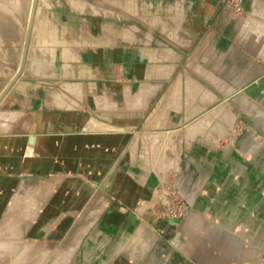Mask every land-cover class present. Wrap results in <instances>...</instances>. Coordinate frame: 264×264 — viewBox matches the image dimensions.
I'll use <instances>...</instances> for the list:
<instances>
[{
  "label": "crops",
  "instance_id": "0c3cea01",
  "mask_svg": "<svg viewBox=\"0 0 264 264\" xmlns=\"http://www.w3.org/2000/svg\"><path fill=\"white\" fill-rule=\"evenodd\" d=\"M67 1L38 0L49 42L42 45L47 41L40 38L35 11L28 44L29 56L31 47H51L55 71L32 86L14 82L3 95L7 104L0 112L15 118L0 120V220L27 204L23 219L38 225L40 237L26 243L43 264H153L154 252L144 259L155 237L165 230L173 245L180 225L196 220L218 225L224 234L233 231L241 249L248 226L258 247L261 227L264 235V138L255 130L233 154L193 147L197 167H204L201 196L180 222L155 219L148 213L153 205H146L167 170H179L183 139L218 145L226 138L219 135L226 129L228 96L242 97L241 112L264 129V30L256 24L264 23V0H244L246 15L235 24L221 11V0H74V7ZM130 17L139 22L127 23ZM190 48L193 56L186 55ZM192 73L224 100L190 121L203 109H195L198 102L218 99ZM194 124L201 128L186 132ZM35 179L36 186L25 187ZM18 192L25 196L20 202ZM79 222L70 242L53 251L47 243H63L67 226ZM251 251L257 255L253 245ZM187 254L194 257L193 242Z\"/></svg>",
  "mask_w": 264,
  "mask_h": 264
},
{
  "label": "rangeland",
  "instance_id": "374dc122",
  "mask_svg": "<svg viewBox=\"0 0 264 264\" xmlns=\"http://www.w3.org/2000/svg\"><path fill=\"white\" fill-rule=\"evenodd\" d=\"M30 4L31 0H0V92L4 90L6 85L14 78L15 74L19 70L22 57L21 55L24 46L23 43L26 38L27 27L29 24L28 19H30ZM68 4L70 5L69 2ZM243 4L244 0H221L220 9L221 11L226 9L227 16H231V20L235 24V22L237 23L239 19L243 18L246 15ZM44 8L45 7H43L40 3L36 5V11L37 13H39L41 21L39 28L40 38L42 36V38L47 41L48 35L47 33L43 32L44 30L41 26L42 23L47 20L46 17L43 16ZM126 22L137 24L139 21L135 17H130ZM248 30L251 31L252 35L256 38L253 29L248 28ZM33 36H35L34 32ZM236 36L237 30L235 31L233 40H235ZM245 40H248V38H246ZM48 42L49 41H47V43H40L47 46ZM244 44V50L246 49L248 51L249 49H247V41H245ZM46 46L38 48L31 47V49H29L30 56L27 53L23 71L21 72L19 78L15 81L16 86H20L21 84L26 82L29 83L30 86H32L34 84H37V78H40V76L49 75L52 71H55L51 62L53 60V50H51V47L49 48ZM194 52L195 48H190L189 51H186V55L193 56ZM48 56L50 59L48 58ZM184 67L185 65L182 64L179 69L182 70V68ZM192 76L206 88L215 92L218 95V99L217 101L206 106L198 102L195 106V109H203L198 113L196 112L190 121H193L198 117L204 115L214 107L218 106L223 102L222 100H224V97L220 93L215 91V88L209 83L208 80L204 79L201 75L196 73H192ZM46 81L54 82V80ZM231 83H233L232 80L226 81V85H231ZM228 89H231V87L228 86ZM184 93L185 91L183 89V96L181 97V101L183 103L185 102ZM241 98L242 97L240 96H234V94L228 96L227 98L226 132H228V136L222 139L218 145H213L200 137L195 138L194 141H192L189 145L186 144L184 139L183 141H181V143L179 144L178 155L179 170L174 171L172 170V168L167 170L166 180H164L165 182L159 181L156 185L158 198L155 201L152 200L153 203L147 206L150 207L151 205H153V211H148V213L153 218L163 220L164 222H167L165 221L167 218L183 219L184 215L187 214L186 212L189 209L188 206L192 202L193 198L196 197V199H200L199 197L201 195L200 193H197V189L199 186H201L204 167L202 165L200 167H197L198 163L201 162H199L198 158L192 155L193 147L196 148L195 152L197 153H204V151L209 150L212 152H220L221 150H224L223 148H228L227 151L229 152V154H233V152H235V150L240 147L239 144L241 140L244 139V137L249 136L248 134L251 133V131L255 130L259 136L264 138V129L261 124H258L256 120L250 119L248 115L241 112ZM1 114L3 115V118H1L0 120H12L10 114L8 115L7 112H3ZM4 115H8L9 117L5 116V118ZM11 115H13L15 118V115L13 113ZM247 127H250V130L248 132ZM166 154L170 158H175V154L173 151H167ZM159 156L160 152L158 154V157ZM190 157H194L196 161H194V163L188 162ZM158 160L159 159L157 158L152 163V166L157 163ZM38 183L39 181L37 179L24 182L25 187L36 186ZM27 194H30L31 197L34 196L33 192ZM17 196L18 202H20L22 199H25V196H23L21 192H18ZM21 204L25 206L18 207L17 212H15L14 216H11L13 214L9 213L8 211V215L6 216V218L4 220H0V239H12V241H14L10 243V245L15 244L16 246L12 254V259H15L18 254L22 252V255H20L21 260L31 259V263L29 264H43L42 256H40L39 254H36L35 256L32 255V247L30 249L28 248L29 250H25V248H23L27 245L26 241L33 240V235L38 234L37 236H39L40 232L36 229L38 225H33L31 220L23 219V217L25 218V216H27L28 210L26 207V203ZM230 212L233 215L234 210ZM230 212L229 214H231ZM224 213L226 214L225 211ZM16 215L18 217H16ZM80 222L76 225L73 223L72 225L67 226V237L63 243L54 241L47 243L50 248L56 252V250L63 247V245L69 243L70 239L74 236L78 227L81 225ZM262 228L263 227H261L259 231L260 237L258 239V247H256V240L251 241L249 233L250 228L247 226L248 231H246L247 233H243V246L241 249L237 245L238 243L235 241V238L232 235L233 231H228L229 234H224L222 232V227L218 225L216 227H209L208 225H203L198 220H196L193 225H187L184 223L183 225H180L179 239L178 241H175L173 245H171V241L169 240L170 237H164V233H166L165 230L160 233V236H156L154 239V245L147 253L144 261L149 260V257L151 256L150 254L152 252L155 253V255L152 256L153 264H190L193 261L195 264H222L224 261H226L227 264H241L243 262L251 263L259 261L264 259V235L261 234L263 231ZM169 231L170 230H168L167 232ZM17 236L22 239H19V241L16 240ZM39 239L41 240V238ZM41 241L40 243H42ZM188 241L193 242L194 257L187 254ZM252 245L255 250L257 249V255L252 254ZM50 262L51 260L49 261V263ZM74 262L75 261H73V263Z\"/></svg>",
  "mask_w": 264,
  "mask_h": 264
},
{
  "label": "bare ground",
  "instance_id": "6f19581e",
  "mask_svg": "<svg viewBox=\"0 0 264 264\" xmlns=\"http://www.w3.org/2000/svg\"><path fill=\"white\" fill-rule=\"evenodd\" d=\"M23 1V0H22ZM68 2L70 3V5L71 6H73L74 7V5H76L75 4V1L74 0H68ZM32 5H33V2H32ZM32 5H31V11H30V13H29V17H30V19H31V12H32ZM19 10V9H18ZM35 11H36V9H35ZM34 15H35V13H34ZM232 15V14H231ZM30 19H28V22H30ZM251 19V18H250ZM249 19V20H250ZM13 20V19H12ZM33 20H34V17H33ZM249 20H247L248 22H249ZM246 21V22H247ZM251 21V20H250ZM258 22V21H257ZM250 23V22H249ZM248 23V24H249ZM1 24V23H0ZM7 24V23H6ZM28 24V23H27ZM36 22L34 23V28H33V30L35 29V27H36ZM257 24V26H260V27H262V28H260V29H262V30H264V23H262V22H260L259 24L258 23H256ZM12 25V24H11ZM32 25H33V21H32ZM28 26H29V24H28ZM16 27V26H15ZM27 31H28V27H27ZM31 31H32V28H31ZM26 35H27V32H26ZM30 35H31V33H30ZM30 40V39H29ZM24 44V43H23ZM22 56V55H21ZM20 56V57H21ZM20 68V67H19ZM19 71V70H18ZM17 74V73H16ZM15 74V75H16ZM21 74V73H20ZM1 96V95H0ZM6 97H3L1 100H0V107L3 105V104H7L6 103V99H5ZM1 113H3V112H0V119L1 118H3V115L1 114ZM215 114V113H214ZM9 115V114H8ZM8 115H4V117L6 116V117H9ZM10 115H11V113H10ZM5 117V118H6ZM207 118V117H206ZM205 120H211L210 118L209 119H205ZM10 121V120H9ZM207 121H204V122H207ZM4 122V124H7V123H5V122H7V121H3ZM204 124V123H203ZM232 127V126H231ZM201 127H199V124L197 125V124H194L193 125V127L191 126V127H187V129H186V132H190V131H192L193 129L194 130H198V129H200ZM228 132H226V129H224V131H222V134L221 135H219V138L220 137H223L224 135H227L228 136V134H227ZM179 135H180V132H179ZM218 140V138H216V140H215V142ZM162 180V182H163V180H165V178L163 179V178H161ZM158 198V192L157 193H155V195H154V198L152 199V200H156ZM153 203V201L151 202V204ZM146 206H148V205H146ZM19 240V239H18ZM11 242H14V241H12V240H6V239H0V264H29V263H31V259H29V260H27V259H22L23 260V262H22V260L20 259L21 257H20V255H22V252L20 253V254H18V260L15 258V259H12V254H13V251L15 250V248H16V246H15V244L13 245V244H11L10 245V243ZM24 246V245H23ZM29 246V245H28ZM28 246L26 245V247H23V248H25V250H27L28 249ZM24 258H26V257H24Z\"/></svg>",
  "mask_w": 264,
  "mask_h": 264
},
{
  "label": "water",
  "instance_id": "95a60500",
  "mask_svg": "<svg viewBox=\"0 0 264 264\" xmlns=\"http://www.w3.org/2000/svg\"><path fill=\"white\" fill-rule=\"evenodd\" d=\"M37 2H38V0H33L31 19H30V22H29L27 35H26V38H25V41H24V46H23L21 64H20L19 71L14 76V78L7 84L6 88L3 90V92H2V94L0 96V100L3 97V95H5V93L8 92L9 89L13 86L14 82L19 78L20 73L23 71V68H24V65H25V62H26L27 53H28V44H29L30 33H31V28H32V21H33V17H34V13H35ZM184 217H186V214L184 215ZM181 220H182V218H167L165 221H167L169 223H177V222H180ZM261 262H264V260H259V261L246 263V264H258V263H261Z\"/></svg>",
  "mask_w": 264,
  "mask_h": 264
}]
</instances>
